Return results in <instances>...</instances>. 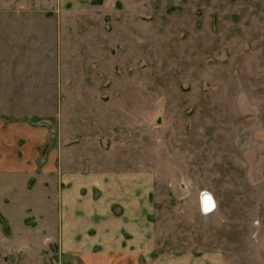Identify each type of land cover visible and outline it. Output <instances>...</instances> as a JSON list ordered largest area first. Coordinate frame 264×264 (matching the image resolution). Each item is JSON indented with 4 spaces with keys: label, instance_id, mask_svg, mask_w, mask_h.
I'll return each mask as SVG.
<instances>
[{
    "label": "rangeland",
    "instance_id": "rangeland-1",
    "mask_svg": "<svg viewBox=\"0 0 264 264\" xmlns=\"http://www.w3.org/2000/svg\"><path fill=\"white\" fill-rule=\"evenodd\" d=\"M0 11L3 55V36H39L0 58L5 70L38 64L39 165L54 147L56 165L148 172L152 255L264 264V0H0ZM204 190L217 202L207 216ZM54 225L52 237L16 222L14 235L0 214V264H85Z\"/></svg>",
    "mask_w": 264,
    "mask_h": 264
},
{
    "label": "crops",
    "instance_id": "crops-1",
    "mask_svg": "<svg viewBox=\"0 0 264 264\" xmlns=\"http://www.w3.org/2000/svg\"><path fill=\"white\" fill-rule=\"evenodd\" d=\"M25 37L3 36L5 54L0 58L16 53L8 51V42L39 44V36ZM29 65L0 68V214L8 228L13 232L17 222L23 230L54 237L57 219L62 251L78 255L85 264H224L223 254L213 249L152 255L156 242L148 214L150 173L140 177L134 171L86 170L66 160L56 165L60 152L54 147L38 164V147L47 140L48 128L32 121L40 107L39 69L38 64ZM46 107L53 110L54 100ZM45 204L52 205V218L42 210ZM29 210L35 221H43L44 214L45 225L26 224ZM0 234L5 238L2 230Z\"/></svg>",
    "mask_w": 264,
    "mask_h": 264
},
{
    "label": "clouds",
    "instance_id": "clouds-1",
    "mask_svg": "<svg viewBox=\"0 0 264 264\" xmlns=\"http://www.w3.org/2000/svg\"><path fill=\"white\" fill-rule=\"evenodd\" d=\"M200 202H201L200 211L202 215L207 216L208 214L216 210L217 202L214 195L211 192L207 190L201 191ZM252 227L256 228L257 230L260 228V221L258 218L252 221ZM253 235H255V233H253Z\"/></svg>",
    "mask_w": 264,
    "mask_h": 264
},
{
    "label": "built area",
    "instance_id": "built-area-1",
    "mask_svg": "<svg viewBox=\"0 0 264 264\" xmlns=\"http://www.w3.org/2000/svg\"><path fill=\"white\" fill-rule=\"evenodd\" d=\"M200 208H201V202H200Z\"/></svg>",
    "mask_w": 264,
    "mask_h": 264
}]
</instances>
